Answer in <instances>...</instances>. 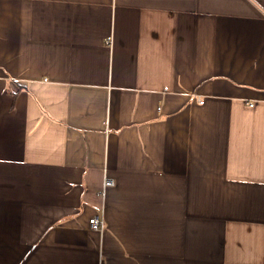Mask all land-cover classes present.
Returning <instances> with one entry per match:
<instances>
[{
  "label": "crops",
  "instance_id": "1",
  "mask_svg": "<svg viewBox=\"0 0 264 264\" xmlns=\"http://www.w3.org/2000/svg\"><path fill=\"white\" fill-rule=\"evenodd\" d=\"M0 264H264V0H0Z\"/></svg>",
  "mask_w": 264,
  "mask_h": 264
},
{
  "label": "built area",
  "instance_id": "2",
  "mask_svg": "<svg viewBox=\"0 0 264 264\" xmlns=\"http://www.w3.org/2000/svg\"><path fill=\"white\" fill-rule=\"evenodd\" d=\"M199 103L201 104L202 102H199ZM250 106H252V104H250ZM114 184H115L114 180L105 177L102 180L100 194L103 195L105 189L115 186ZM103 224L104 222H103V218L101 215H94L88 219V225H89L90 230L92 229V231L101 232L104 226Z\"/></svg>",
  "mask_w": 264,
  "mask_h": 264
},
{
  "label": "rangeland",
  "instance_id": "3",
  "mask_svg": "<svg viewBox=\"0 0 264 264\" xmlns=\"http://www.w3.org/2000/svg\"><path fill=\"white\" fill-rule=\"evenodd\" d=\"M89 226V225H88Z\"/></svg>",
  "mask_w": 264,
  "mask_h": 264
}]
</instances>
